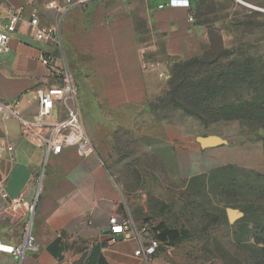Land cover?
<instances>
[{
    "label": "rangeland",
    "instance_id": "rangeland-1",
    "mask_svg": "<svg viewBox=\"0 0 264 264\" xmlns=\"http://www.w3.org/2000/svg\"><path fill=\"white\" fill-rule=\"evenodd\" d=\"M214 1L201 12L210 17L200 21L199 61L169 56L141 8L140 33L130 17L112 25L105 13H86L53 47L79 89L95 150L127 192L128 218L159 244L148 264H264V118L207 124L175 97L181 86H222L207 95L211 111L242 96L260 98L264 112V12ZM243 1L264 10V0ZM240 65L248 85L235 83ZM216 156L233 163L217 165ZM229 209L243 217L231 223Z\"/></svg>",
    "mask_w": 264,
    "mask_h": 264
},
{
    "label": "crops",
    "instance_id": "crops-1",
    "mask_svg": "<svg viewBox=\"0 0 264 264\" xmlns=\"http://www.w3.org/2000/svg\"><path fill=\"white\" fill-rule=\"evenodd\" d=\"M49 1L0 3L21 8L26 16L38 11L46 26L57 24L66 13L61 36L66 24L76 16L105 13L106 21L112 25L125 17L132 18L136 33L144 31L145 23L148 31L152 27L167 38L163 47L169 56L192 59L202 52L196 15L204 0H190L191 9H159L161 3L170 0H107L66 12L49 10ZM138 8L144 10L148 23L134 14ZM191 17H195L192 22ZM5 23V13L1 11L0 31ZM9 45V51L0 55V101L27 98L39 88L56 85L57 63L45 66L41 61L44 53L53 54V45L34 39L27 23L19 25ZM37 114V103L23 105L25 121L34 123ZM63 117L60 110L54 116ZM9 146L14 148V160L9 158ZM0 152V182L9 202L18 203L17 207L7 206L0 211V241L21 246L30 227L37 245V251H27L21 258L0 252V264H145L134 255L140 242H147L145 230L135 226L112 240L111 217L121 222L128 219L127 192L106 168L95 147L87 153L65 147L61 155L47 160L41 141L22 121L0 119ZM214 158L217 165L233 163L220 156ZM3 204L6 202L0 197V207Z\"/></svg>",
    "mask_w": 264,
    "mask_h": 264
},
{
    "label": "built area",
    "instance_id": "built-area-1",
    "mask_svg": "<svg viewBox=\"0 0 264 264\" xmlns=\"http://www.w3.org/2000/svg\"><path fill=\"white\" fill-rule=\"evenodd\" d=\"M107 0H50L47 4L49 10L66 12L73 8H83L91 4ZM237 3L247 6L251 9H259L256 6L243 0H234ZM166 7L192 8L190 0H170L159 5V9ZM5 13L6 23L0 31V55L5 54L10 49L11 35L17 32L19 25L27 23L30 33L34 39L39 42H45L53 47H61V27L65 21V14L57 24L46 26L41 23L38 11H33L28 16L23 9L12 6H5L0 3V13ZM193 17L190 18L192 22ZM42 64L50 66L56 62L52 54L44 53L41 58ZM56 85L47 88H39L29 97H19L10 101H0V119L3 121L19 120L22 121L32 132L33 136L39 139L45 151L46 159L59 156L65 147H77L81 152L87 153L94 150V144L90 138L82 117V111L79 106V89L75 85L73 78L67 68H55ZM32 106L38 104V114L36 121L30 123L22 117V107L24 104ZM59 110L64 113L63 118H54ZM9 158L14 160L12 146L8 147ZM0 158H2L0 152ZM0 197L6 204L0 207L2 211L7 206L17 207L16 201L9 202V196L5 192L4 185L0 182ZM35 206L30 208L33 212ZM135 228L131 219L121 222L116 216L110 219V231L113 235L112 240L116 241L117 236L124 235L127 231ZM159 244L157 241L140 242L139 249L135 252V257L140 258L145 264H148L149 258L153 256ZM27 251H37V245L31 233V228H27L24 242L21 246L15 247L7 245L0 241V252L23 257Z\"/></svg>",
    "mask_w": 264,
    "mask_h": 264
},
{
    "label": "trees",
    "instance_id": "trees-1",
    "mask_svg": "<svg viewBox=\"0 0 264 264\" xmlns=\"http://www.w3.org/2000/svg\"><path fill=\"white\" fill-rule=\"evenodd\" d=\"M205 4H201V8L199 9V13L196 15L197 19V25L202 26L204 25L200 21L203 18L210 17L209 13H201L204 11L205 6L210 4L211 2L214 3L216 6L217 3L215 1H208L204 0ZM207 2V3H206ZM195 18V17H194ZM193 18V19H194ZM210 32V31H209ZM210 35V33H209ZM199 58H193L189 61H199ZM188 61V62H189ZM243 66L240 65L238 70V76H234L236 78L237 84H250V80L246 78V73L242 70ZM232 75L226 77V79L221 81V84H231L229 81V78H231ZM232 81V80H231ZM233 82V81H232ZM207 87L202 91L201 93H196L191 91L190 86H186L183 88L182 86L179 88H175V97H182V101L178 100L179 106L184 108L187 112H191L194 115L200 116V118L207 124L213 123V122H220V121H250L253 123L259 124L263 121L264 118V112H261L257 107L258 102L260 98L257 99H245L242 96L240 98L235 99L234 102H225L223 103L218 111H211L210 107L207 105V95L209 96H215L216 94L223 91V87ZM255 90V89H254ZM259 99V100H258ZM261 106H264V103L261 104ZM261 124V123H260Z\"/></svg>",
    "mask_w": 264,
    "mask_h": 264
},
{
    "label": "water",
    "instance_id": "water-1",
    "mask_svg": "<svg viewBox=\"0 0 264 264\" xmlns=\"http://www.w3.org/2000/svg\"><path fill=\"white\" fill-rule=\"evenodd\" d=\"M204 143L207 145L213 144L214 142L212 140H205ZM243 217V214L239 210L235 209H229L228 210V218L231 223L236 222L237 220L241 219ZM120 240L123 239V237H119Z\"/></svg>",
    "mask_w": 264,
    "mask_h": 264
}]
</instances>
